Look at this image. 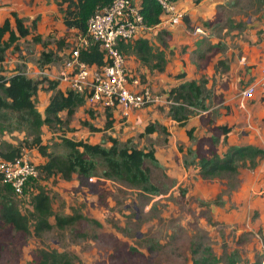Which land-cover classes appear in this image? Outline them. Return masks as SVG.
I'll list each match as a JSON object with an SVG mask.
<instances>
[{"label":"rangeland","instance_id":"374dc122","mask_svg":"<svg viewBox=\"0 0 264 264\" xmlns=\"http://www.w3.org/2000/svg\"><path fill=\"white\" fill-rule=\"evenodd\" d=\"M21 1L25 6L19 15L35 4L37 10L23 16L31 32L18 34L9 45L0 62V78L25 71L42 81L36 105L44 114L52 94L49 80L61 71V53L78 31L64 24L58 0ZM178 7L187 27L177 46L171 45L166 29L152 27L144 34L155 52L165 55L163 71L155 60L145 64L132 51L127 53L131 74L151 88L156 100L129 114L86 102L73 116L63 112L64 124L43 126V144L56 154L66 153V138L107 147L114 138L139 150H153L159 163L148 161L146 166L160 192L107 178L101 168L89 177L74 174L71 180L41 174L27 194L13 195L30 218L31 232L0 222V264H36L41 249L66 251L75 264H195L201 259L206 264H264V157L255 167L247 163L236 173L210 178L201 175L200 159H195L213 152L223 155L233 145L264 148V122L254 121L252 106L258 95L245 105L240 98L244 88L256 83L264 63V0H205L195 6L192 19ZM45 52L54 57L43 64ZM241 60L246 63L232 71ZM191 80L205 83L209 110L189 107L188 119L177 121L170 113L177 103L171 91ZM150 125L156 131L150 132ZM222 126L230 132L223 133ZM1 137L28 151L37 164L47 161L37 147L26 146L25 130L6 131ZM40 188L49 192L55 214H81V219L60 229L52 217L54 228L36 236L32 200Z\"/></svg>","mask_w":264,"mask_h":264},{"label":"trees","instance_id":"16d2710c","mask_svg":"<svg viewBox=\"0 0 264 264\" xmlns=\"http://www.w3.org/2000/svg\"><path fill=\"white\" fill-rule=\"evenodd\" d=\"M113 1L58 0L57 4L64 13V24L68 28L76 29L78 33L85 34L89 18L98 8L108 6ZM172 1L177 3V0ZM201 1L194 0L196 4H200ZM64 4H67L66 8H63ZM138 5L148 27L161 24L164 9L158 0H142V4ZM12 17L14 18V25L11 18H7L0 24V62L4 61L7 48L17 39L18 34L27 36L31 32L25 25L24 19L17 12H12ZM185 19L189 21L187 17ZM6 35H8L9 40H5ZM168 35H170L169 32ZM120 48L126 54L132 51L145 64H150L151 61L155 60L157 62L156 67L161 71L164 70V55L155 52L149 38L142 37L133 42H122ZM53 57L52 52L43 53V64L52 61ZM104 58L105 54L99 45L83 50L81 53V59L91 64L101 65L104 63ZM0 80L2 81L0 84V153L4 159L14 160L23 153L24 149L1 136L6 131L21 129L27 133L26 146L37 147L41 154L47 157V161L39 165L41 174H45L47 177L59 174L63 179L71 180L74 174L89 177L101 168L107 178L127 180L133 186L153 194L160 192V188L152 183L150 170L146 166L148 161L154 164L159 163L153 150H139L128 144H121L114 138L113 144L108 147L100 143L91 144L66 138L63 140L66 153L49 152V146L43 144V126L64 124L65 121L61 114L66 112L69 117L73 116L78 108L86 104V98L83 94L71 90L65 92L58 87V81L49 80L48 90L52 94L43 114L36 105V98L42 81L28 76L25 71H18L12 76L0 78ZM206 92V85L203 81L191 80L178 85L171 91V97L177 102L171 108L172 118L177 121L188 119L190 112H192L189 107L208 111L210 92ZM112 117L113 113L110 112L108 124H111ZM90 126L96 129L94 126ZM165 129L164 127L163 130ZM148 130L154 132L156 126L150 125ZM221 130L225 134L230 132L228 126H222ZM189 134L191 137V132ZM262 157H264V148L255 145H233L223 155L218 152L203 157L195 155L196 160L200 159V173L204 178H210L224 172L236 173L240 166H245L247 163L255 167L258 164L257 160ZM184 162L186 166L189 165L187 156ZM14 194L10 186L0 184V222L18 232L30 233V218L19 209ZM32 205L31 216L34 220V233L39 237L54 228V224L50 220L52 217L56 220V227L60 229L75 224L82 217L81 214L68 216L55 214L52 198L49 192L43 188H40L34 195ZM38 257L36 264H75L68 252H61L57 249H41ZM205 261V259L195 260V264H206Z\"/></svg>","mask_w":264,"mask_h":264},{"label":"built area","instance_id":"2783aa9c","mask_svg":"<svg viewBox=\"0 0 264 264\" xmlns=\"http://www.w3.org/2000/svg\"><path fill=\"white\" fill-rule=\"evenodd\" d=\"M158 1L164 9L161 24L183 21L184 12L175 1ZM151 28L145 24L139 5L133 0H114L110 5L98 8L88 20L87 32L78 33L71 46L61 53V71L54 78L58 87L65 92L71 90L83 94L87 103L99 104L105 109H122L126 114L153 102L157 97L149 86L141 84L139 78L131 74L128 56L120 48L122 42L145 37V31ZM196 31L201 29L196 28ZM95 45H99L105 54L101 65L81 59L83 50ZM260 74L256 83L240 92L243 105L256 95L259 85H264V63ZM40 176L39 164L28 151L23 150L14 160H6L0 153V184L10 186L17 196L22 197L32 190V184Z\"/></svg>","mask_w":264,"mask_h":264},{"label":"crops","instance_id":"0c3cea01","mask_svg":"<svg viewBox=\"0 0 264 264\" xmlns=\"http://www.w3.org/2000/svg\"><path fill=\"white\" fill-rule=\"evenodd\" d=\"M21 0H0V17H4V20L1 22L0 24H2L7 18H10L12 15V12H17L19 15L20 10H22V8L25 6L24 2ZM205 0H202L201 3H203ZM178 5L180 6V8H184L185 12L187 15L190 16V18H194L197 14V9H196V3L194 2V0H177ZM200 3V4H201ZM37 5L35 4L32 8H29V12L21 14L20 13V17L24 18L23 16H31L34 12V10H37ZM191 18V19H192ZM11 22L13 23V20L11 19ZM186 23L185 21H183V23L180 22H176L173 25H167V24H161V25H156L153 27L154 30L156 29H166L168 30L169 34L172 35L170 36L171 38V42H172V46H177L180 40V37H183L182 34L185 33V28H186ZM161 50L165 51V48L163 46H161ZM249 54L251 55V53L249 52ZM264 56V53H263ZM165 58V55H164ZM246 60H241L239 63L236 62L233 64L232 67V71L234 70L235 66L236 67H240L241 64H245ZM256 76L258 78L256 79H260V72L258 71L256 73ZM190 78V77H189ZM256 96L255 97V101L252 104L253 106V111H255V115H254V121H260V122H264V85H259L257 92H256Z\"/></svg>","mask_w":264,"mask_h":264}]
</instances>
